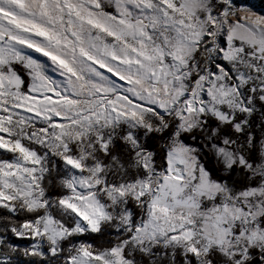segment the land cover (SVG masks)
<instances>
[{"label":"snow or ice","instance_id":"6c2138e0","mask_svg":"<svg viewBox=\"0 0 264 264\" xmlns=\"http://www.w3.org/2000/svg\"><path fill=\"white\" fill-rule=\"evenodd\" d=\"M0 264H264V6L0 0Z\"/></svg>","mask_w":264,"mask_h":264},{"label":"rangeland","instance_id":"374dc122","mask_svg":"<svg viewBox=\"0 0 264 264\" xmlns=\"http://www.w3.org/2000/svg\"><path fill=\"white\" fill-rule=\"evenodd\" d=\"M248 2L251 3V4H255L257 7H261L262 6V5H260V3L257 0L256 1L248 0Z\"/></svg>","mask_w":264,"mask_h":264},{"label":"trees","instance_id":"16d2710c","mask_svg":"<svg viewBox=\"0 0 264 264\" xmlns=\"http://www.w3.org/2000/svg\"><path fill=\"white\" fill-rule=\"evenodd\" d=\"M254 1H256V0H254ZM257 1L260 3V5L264 6V0H257Z\"/></svg>","mask_w":264,"mask_h":264}]
</instances>
